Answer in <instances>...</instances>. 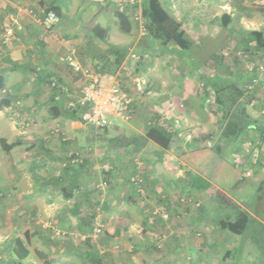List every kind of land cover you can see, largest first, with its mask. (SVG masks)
Wrapping results in <instances>:
<instances>
[{
    "label": "crops",
    "instance_id": "obj_1",
    "mask_svg": "<svg viewBox=\"0 0 264 264\" xmlns=\"http://www.w3.org/2000/svg\"><path fill=\"white\" fill-rule=\"evenodd\" d=\"M79 1L84 0H0V9H3L0 15H6L3 21L8 23L6 30L15 36L11 46L3 51L0 64V68L5 69L0 72L3 79L0 101L6 99L9 102L7 107H0V115L5 114L10 122L8 127L2 128L0 121V264H172L180 259L178 255H187L196 246L207 243L201 239L195 245L196 241L188 238L190 224L182 210L174 207L175 203L166 201L168 212L166 206H159L149 198L155 194V188L149 186L156 185L158 177L142 175L145 182L143 195L131 184L130 178L138 174L137 159L140 167L144 164L138 155L143 150L153 151L155 160L163 166L169 150L161 152L157 144L145 140V129L149 125H144L143 129L139 126L156 120L155 117L166 120L171 127L179 119L185 120L188 111L183 108V103L188 105L192 99L187 84L194 78L168 75L170 80H165L153 76L147 102L153 104L152 108L144 113L145 107L138 104L134 95L131 120L119 127L115 135L108 136L110 140L102 149H95L94 138L82 121L83 111H76L73 117V112L66 106L79 90L80 81L74 82L72 76L75 75L63 57L77 49L69 40L61 38L58 41L52 31L35 32L38 19L33 14L38 11L37 7H56L61 22L64 17H71L73 5ZM84 4H88L86 0ZM225 7L230 9L228 5ZM225 14L222 15L224 22L243 21L247 28L251 27L247 32H253L257 37L263 32L258 24L263 23L262 18L244 16L240 12ZM8 18L18 23V29L21 26L23 29L18 30ZM58 28L61 27L58 25ZM60 31L61 35L70 33L66 29ZM168 51V48H159L157 55H168ZM176 64L181 66L183 63L178 61ZM164 68L168 67H159L161 71ZM34 71L44 72L35 74ZM51 77L64 85L67 94L60 96L49 88L47 80ZM26 84L28 86L24 88ZM44 107L45 113L41 110ZM34 122L38 125L29 127ZM137 137L142 141L137 142ZM34 141L37 143H32ZM13 143L12 148H5ZM82 152H87L85 158L80 163L75 162L74 154ZM103 166L109 170H104ZM179 172L177 169L173 174L177 176ZM124 175H127L125 181ZM210 188L213 194L216 186ZM146 195L148 202L141 208L137 196L143 199ZM209 204L210 209L216 206L212 196ZM163 210L172 216L170 223V218L162 217L160 212ZM135 211L140 215L139 220L133 215ZM179 214L182 218L174 223V215L178 218ZM213 214L215 217V210ZM154 216H158L159 225L167 229L164 233L157 227ZM200 216L197 219L201 222L194 225L202 223L203 231L208 235V226ZM212 226L209 224L210 228ZM215 226L217 230V224ZM97 227L99 234L94 232ZM164 238L167 240L162 242L161 249H164L161 250L157 245ZM15 239L21 240L28 251L22 260L11 253ZM213 244L216 242L208 243ZM157 249L161 250H158L159 254L153 252ZM184 257L181 264H184Z\"/></svg>",
    "mask_w": 264,
    "mask_h": 264
},
{
    "label": "rangeland",
    "instance_id": "obj_2",
    "mask_svg": "<svg viewBox=\"0 0 264 264\" xmlns=\"http://www.w3.org/2000/svg\"><path fill=\"white\" fill-rule=\"evenodd\" d=\"M84 1H79L76 5H73L71 17H64L60 22L59 16L58 24L49 29H45L41 24L42 17L48 12V9L37 7L38 11H33L38 19L35 32L40 30L45 34L52 31L56 34L54 38L56 37L58 41L61 38L71 41L77 49V58L83 65L93 69L103 82H110L115 78L121 80L125 90L129 91L133 98L134 95L137 96L138 104L141 103L145 107L144 113L146 109L153 106V104L147 103L150 99L148 88L153 81V76L165 80H170L169 76L179 78V75L184 78L188 76L190 80L194 78V81L191 80L187 84L192 99L189 100L188 105L183 103V108L185 107V110L188 111V117H185V120L179 119L180 121L178 120L179 122L176 124L173 123L177 130L167 124L166 120L160 118L157 120L156 117V120L147 124L145 122L139 126V129H143L144 125H149L145 129L146 131L157 127L171 135L168 155L164 156L163 166L155 160V155L152 154L153 151H147L146 149L138 153L140 155L139 160L144 163L138 171L143 176L150 174L159 179L156 185L151 184L149 186L150 189L155 188V194H152L149 198L154 199L159 206H166L165 209L168 212L170 211L166 201L169 200L172 205L175 203L174 207L182 210L183 217L190 224L188 225V228H190L188 238L196 241L195 245H198L197 243L201 239H204L207 243V245L196 246V249L187 253V255H178L180 259L172 264H181V259L184 256V264H260L257 250L249 241L239 254L240 236L220 229V216L217 213L219 208L217 210L215 208L219 206L216 205L210 209L209 198L216 193L219 196L221 206L230 205L231 208L221 207L223 209L222 217H226L229 211L233 215L242 211L247 212L254 199L256 188L264 181V71L261 72L258 69V66L264 60V21L263 23L258 22L259 28L263 32H260L261 34L254 40L248 38V42L246 33L251 27L247 28L243 21L228 22L225 26L227 22L222 20V15H226V12H240L244 16L264 19V3L261 2L260 4V0H199V3L198 0H161L160 2L167 13H170L169 15L181 24V30L185 31L186 37L193 43L190 52L197 59L196 61L204 64L205 68L212 72L216 71L221 76L235 79L243 93L242 103L246 107V113L255 121L259 130L248 129L236 141L225 142L219 138L221 135L222 108L215 101L213 92L206 89L192 67L185 63L177 66L178 58L176 55H157L158 49L163 47L158 42L147 44L148 36L144 26L142 0H133V4H130V0H86L88 3L86 6ZM226 5L230 9L226 8ZM2 10L1 8L0 11ZM75 13H78L77 17L74 16ZM118 13L126 14L131 25L129 33L120 30L119 20L116 17ZM5 16L0 15L1 57L2 55L4 57L5 52L3 51L11 46L14 41L12 40L9 45H1L2 37L7 33L6 27L8 26L7 21H3ZM135 16L138 17L137 20L134 19ZM8 19L10 20V18ZM11 24L16 28L18 27V23L13 22V19ZM58 25L61 28H58ZM95 25H99L105 30V40H99L92 35L90 31ZM20 28L23 29L22 26ZM61 29L64 31L66 29L70 33L61 35ZM249 43H251V47ZM110 46L124 49L126 57L123 63L116 68L113 75H101L99 73L100 69H97L95 65L98 61L100 62L102 55H109ZM181 54L188 59L190 58L187 52H181ZM2 61L3 58H1L0 64ZM87 61L89 62L87 63ZM189 61V64L196 66L195 60L191 58ZM159 67L168 68L161 71ZM4 71V68H0V72ZM42 72L44 71H34L35 74ZM31 73L29 75L33 77ZM72 78L74 82L80 81L78 75L72 76ZM135 78H140L144 82L143 91L140 93H135L132 90V80ZM253 79H257V81L253 82ZM47 81L50 89H54L60 96L65 95L51 86L53 81L64 86L59 80L51 77ZM27 86L26 84L23 87ZM27 90L29 91L30 87ZM181 107L179 108L182 111L183 108ZM41 110L45 113L47 109L44 107ZM0 118L4 125H2V128L8 127L10 122L5 118V114L4 116L1 114ZM113 119H110L113 121L111 126L102 134L96 128L83 122L88 129L87 131L94 138L95 149H102L103 144H107L110 140L108 136L115 135L119 127L125 126L126 121ZM37 125L34 122L32 125L29 124V127L34 128ZM22 127L27 126L23 125ZM178 132L182 135L180 136ZM141 141L142 139L138 138L137 142ZM32 143L36 144L37 142ZM153 144L156 143L153 142ZM215 147L220 148L219 152L212 151V148ZM201 150L207 152L201 154ZM177 169H180L181 172L176 176L173 172H177ZM191 173H196L204 179H208L210 187L214 188L216 186L214 193L212 194V188L210 187L206 191L191 188L188 185V177ZM123 177H125V181L127 175ZM149 194L151 193L149 192ZM182 198L186 201L181 202ZM144 202H148L147 195L143 199L137 196L139 207H144ZM151 209L153 210V207ZM214 210L216 212L215 217L213 216ZM133 215L137 220L140 219L138 211H135ZM198 215H201V220L206 222L204 225L209 228H207L208 235L203 231L202 223L194 225L201 222L197 219ZM248 215L250 218L257 219L253 213L248 212ZM177 216L174 215V219H176L174 223L179 222L182 218L180 214L178 218ZM158 218V216H154V221L157 222V227L164 233L167 229H165V226L159 225ZM169 218L170 223L172 216ZM213 223L217 224V230L215 229L216 224ZM209 224L213 225L212 228L209 227ZM168 228L170 229V226ZM199 233L200 235H198ZM168 242H170V239L166 241V243ZM209 242H216V244L208 245ZM160 249L153 252L159 254V251L164 248ZM192 254H194V257Z\"/></svg>",
    "mask_w": 264,
    "mask_h": 264
},
{
    "label": "trees",
    "instance_id": "obj_3",
    "mask_svg": "<svg viewBox=\"0 0 264 264\" xmlns=\"http://www.w3.org/2000/svg\"><path fill=\"white\" fill-rule=\"evenodd\" d=\"M48 11H53L58 17L60 16L59 9L56 7H48ZM143 18L145 20V29L148 36L147 44H153L158 42L160 46L168 48L166 54L176 55L179 62L185 63L192 67L193 71L197 73L202 84L206 89H210L217 104L222 108V122L220 124V140L233 142L246 130H259L256 127L255 121L246 113V107L242 103L243 93L239 88L237 81L231 77L219 76L216 71H211L205 68L204 64L197 62L190 50H192L193 43L189 41L185 33L181 30L180 24L174 20L167 11L162 7L160 0H142ZM119 20V28L124 33H129L131 30L130 22L124 13L116 14ZM228 22L225 24L227 26ZM99 40H105V30L99 25L93 26L90 31ZM247 41L254 40L257 35L253 32H247ZM109 55H102L100 62L98 61L95 67L99 70L101 75H113L117 67H119L125 57L126 52L122 48L110 46ZM162 48V49H164ZM181 52H187L189 59L196 61V66L189 64V59L181 54ZM2 77H0V89L3 88ZM9 102L6 99L0 101V107H7ZM73 112V117H75ZM72 117V118H73ZM171 135L159 128H150L147 131L145 140H151L155 142L160 151H166L169 149ZM138 141V138H137ZM14 146V143L7 145L5 148L9 149ZM218 147L212 148V151L219 152ZM139 150V149H137ZM201 154H205L207 151L201 150ZM212 156V155H211ZM188 185L195 190H207L210 184L196 173H191L188 178ZM143 189H145V182L143 183ZM213 202L219 206L217 210L220 216L219 227L222 230H226L233 234L240 236V250L249 241L253 247L257 250L260 257V264H264V181L261 182L255 190V196L252 204L249 206V211L239 212L233 215L229 211L226 217H222L221 213L223 209L221 207L231 208L230 205L221 206L219 196L215 193ZM248 212L253 213L257 218H250ZM25 239L28 235L24 234ZM11 249V253L16 256L17 259L22 260L28 255V251L19 239L14 240V246Z\"/></svg>",
    "mask_w": 264,
    "mask_h": 264
},
{
    "label": "built area",
    "instance_id": "obj_4",
    "mask_svg": "<svg viewBox=\"0 0 264 264\" xmlns=\"http://www.w3.org/2000/svg\"><path fill=\"white\" fill-rule=\"evenodd\" d=\"M133 3L134 1L130 0V4ZM134 19L137 20L138 17L135 16ZM58 22L59 17L53 11L46 12L41 20V24L45 29L55 26ZM12 40H14V35L8 30L2 37L1 45H9ZM64 62L72 73L80 77L79 90L70 97L66 104L70 111L82 110V121L99 130L101 134L111 126L112 120L110 119L115 118L122 121L131 120L133 116L134 99L131 93L125 90L121 80L115 78L110 82H103L93 69L83 65L78 60L75 49L69 51L64 58ZM258 69L261 72L264 71V60L263 63L258 66ZM256 81L257 79H253V82ZM132 85V90L135 93L143 91L144 82L142 79H133ZM51 86L60 93L67 94L68 92L64 86L58 85L56 81H53ZM178 134L180 136L182 135L180 132H178ZM86 153L87 152L74 154L76 155L75 162L80 163L81 160L85 158ZM139 168L140 162L137 159V169ZM103 169L106 171L109 170L107 166H103ZM137 173L136 176L130 178V182L137 188V191L143 195L144 181L142 174L139 171H137ZM184 201H186V199L182 198L181 202ZM160 213H163L162 217L164 219L167 220L169 218V215L164 210ZM94 232L99 234L100 228H95ZM165 240L167 239L164 238L160 241L157 247L161 248L162 242Z\"/></svg>",
    "mask_w": 264,
    "mask_h": 264
}]
</instances>
